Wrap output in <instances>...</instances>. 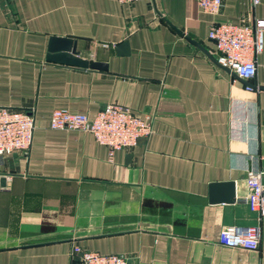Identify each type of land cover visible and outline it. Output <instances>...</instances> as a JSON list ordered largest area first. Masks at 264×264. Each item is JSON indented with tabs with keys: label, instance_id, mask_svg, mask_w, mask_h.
Instances as JSON below:
<instances>
[{
	"label": "crops",
	"instance_id": "obj_1",
	"mask_svg": "<svg viewBox=\"0 0 264 264\" xmlns=\"http://www.w3.org/2000/svg\"><path fill=\"white\" fill-rule=\"evenodd\" d=\"M222 3L210 15L196 0H0V107L32 110L35 125L27 155L0 169V264H79L74 246L128 264H264V217L244 200L246 171L264 167V33L248 82L208 39L212 25L264 21V0ZM67 36L106 67L47 61ZM107 105L154 116L112 162L91 134L49 127L53 110ZM255 225L257 251L219 243Z\"/></svg>",
	"mask_w": 264,
	"mask_h": 264
},
{
	"label": "built area",
	"instance_id": "obj_2",
	"mask_svg": "<svg viewBox=\"0 0 264 264\" xmlns=\"http://www.w3.org/2000/svg\"><path fill=\"white\" fill-rule=\"evenodd\" d=\"M144 0H117L119 4H131ZM198 8L207 14L220 12L222 0H196ZM253 7L260 0H251ZM264 21L254 27L234 24L212 25L208 39L215 44V63L226 70L236 80L248 82L256 75V57L263 49ZM250 90L251 86H247ZM154 116L140 117L128 108L107 105L93 117L85 113H73L67 109L53 110L49 118L52 130H76L89 133L95 142L108 150V161L112 162L119 150L131 149L146 140L152 133ZM32 110H19L0 107V169L6 158L13 154L27 155L34 132ZM1 172V171H0ZM4 177V174L0 173ZM264 167L246 171L247 194L245 203L259 218L264 217ZM261 232L259 225L236 227L223 231L219 243L229 249L257 251ZM71 261L79 264H128L123 255H101L96 252L82 251L74 246L70 253Z\"/></svg>",
	"mask_w": 264,
	"mask_h": 264
},
{
	"label": "water",
	"instance_id": "obj_3",
	"mask_svg": "<svg viewBox=\"0 0 264 264\" xmlns=\"http://www.w3.org/2000/svg\"><path fill=\"white\" fill-rule=\"evenodd\" d=\"M76 38L67 36L66 38H54L51 40L49 54L46 60L52 63L68 65L81 69H104L106 66L101 63L89 62L86 59L80 58L76 52ZM203 50V49H202ZM3 183V180H1ZM232 190V199L234 200V186L229 185Z\"/></svg>",
	"mask_w": 264,
	"mask_h": 264
}]
</instances>
